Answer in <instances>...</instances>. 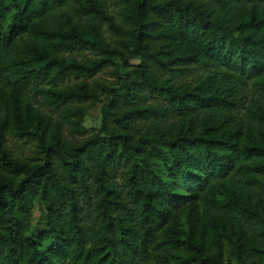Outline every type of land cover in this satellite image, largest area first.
<instances>
[{
	"label": "trees",
	"instance_id": "obj_1",
	"mask_svg": "<svg viewBox=\"0 0 264 264\" xmlns=\"http://www.w3.org/2000/svg\"><path fill=\"white\" fill-rule=\"evenodd\" d=\"M110 1L0 0V264H264V0Z\"/></svg>",
	"mask_w": 264,
	"mask_h": 264
},
{
	"label": "rangeland",
	"instance_id": "obj_2",
	"mask_svg": "<svg viewBox=\"0 0 264 264\" xmlns=\"http://www.w3.org/2000/svg\"><path fill=\"white\" fill-rule=\"evenodd\" d=\"M105 1L109 6V9L113 10L114 8L111 5V1L110 0H105ZM67 4H71V0H67ZM107 35L108 34H105V36ZM94 81L105 82V83L114 82L109 71H103L98 75H96L94 79L89 80L90 83L91 82L93 83ZM35 106H36L35 108L37 109L38 106L36 104ZM39 114L41 115V118H43L44 120H51L50 122L52 124H55L58 121L56 119V114L51 113L48 109L40 108ZM99 123H100L99 109L94 108L89 112V117L86 121V125L88 128H97L99 126ZM7 145L10 147L12 152H15L19 156L31 157L34 152V147L30 143L26 141H22L20 139H13L10 137L8 138ZM45 212H46V207L44 205L40 203L34 204V208L32 210L31 228L28 233V237H35L47 230L44 221Z\"/></svg>",
	"mask_w": 264,
	"mask_h": 264
}]
</instances>
